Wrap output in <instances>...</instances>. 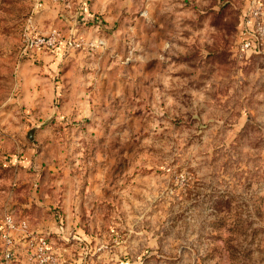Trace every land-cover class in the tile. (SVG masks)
I'll list each match as a JSON object with an SVG mask.
<instances>
[{
    "label": "rangeland",
    "instance_id": "rangeland-1",
    "mask_svg": "<svg viewBox=\"0 0 264 264\" xmlns=\"http://www.w3.org/2000/svg\"><path fill=\"white\" fill-rule=\"evenodd\" d=\"M68 1L0 0V227L72 264H264V0Z\"/></svg>",
    "mask_w": 264,
    "mask_h": 264
},
{
    "label": "built area",
    "instance_id": "built-area-1",
    "mask_svg": "<svg viewBox=\"0 0 264 264\" xmlns=\"http://www.w3.org/2000/svg\"><path fill=\"white\" fill-rule=\"evenodd\" d=\"M66 3L68 0H56ZM69 2V1H68ZM41 5V3H37ZM60 43L56 29L48 34L35 32L32 24H29L23 35V53L32 57L39 50H55ZM71 43V42H70ZM252 43L243 42L245 49L252 48ZM60 228H63V218L59 217ZM23 234L24 252L27 255L29 264H72L62 259L51 248L49 239L46 236L35 234L30 230L29 222L26 218L17 219L14 212L5 215L0 227V264H20L17 258L18 241L16 233Z\"/></svg>",
    "mask_w": 264,
    "mask_h": 264
},
{
    "label": "water",
    "instance_id": "water-1",
    "mask_svg": "<svg viewBox=\"0 0 264 264\" xmlns=\"http://www.w3.org/2000/svg\"><path fill=\"white\" fill-rule=\"evenodd\" d=\"M29 138L32 139L33 138V130H31L28 134Z\"/></svg>",
    "mask_w": 264,
    "mask_h": 264
},
{
    "label": "crops",
    "instance_id": "crops-1",
    "mask_svg": "<svg viewBox=\"0 0 264 264\" xmlns=\"http://www.w3.org/2000/svg\"><path fill=\"white\" fill-rule=\"evenodd\" d=\"M63 232V231H62ZM64 248H62V250H63ZM67 249V248H66ZM68 250V249H67ZM66 253H64V255H65Z\"/></svg>",
    "mask_w": 264,
    "mask_h": 264
}]
</instances>
